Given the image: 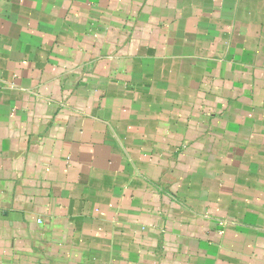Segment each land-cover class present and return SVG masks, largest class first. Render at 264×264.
<instances>
[{
  "label": "crops",
  "instance_id": "crops-1",
  "mask_svg": "<svg viewBox=\"0 0 264 264\" xmlns=\"http://www.w3.org/2000/svg\"><path fill=\"white\" fill-rule=\"evenodd\" d=\"M0 264H264V0H0Z\"/></svg>",
  "mask_w": 264,
  "mask_h": 264
}]
</instances>
